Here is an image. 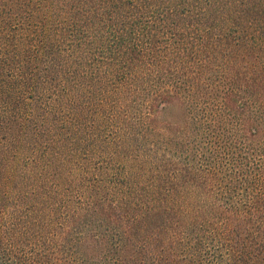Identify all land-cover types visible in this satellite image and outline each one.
<instances>
[{
  "label": "trees",
  "instance_id": "1",
  "mask_svg": "<svg viewBox=\"0 0 264 264\" xmlns=\"http://www.w3.org/2000/svg\"><path fill=\"white\" fill-rule=\"evenodd\" d=\"M0 264H264V0H0Z\"/></svg>",
  "mask_w": 264,
  "mask_h": 264
},
{
  "label": "rangeland",
  "instance_id": "2",
  "mask_svg": "<svg viewBox=\"0 0 264 264\" xmlns=\"http://www.w3.org/2000/svg\"><path fill=\"white\" fill-rule=\"evenodd\" d=\"M164 65L160 66L157 70H152V77L154 79V83L152 85V93L157 92V88H160V85L158 84V81H164V86L161 87H167L169 85L170 79L168 76H171L172 73H176L179 71V65L173 66H166L167 69H163ZM178 68V69H177ZM168 70L167 72H164L163 74L161 71ZM224 68L221 66V63L217 66V72L219 75L223 74ZM184 71V69H183ZM175 75V74H174ZM173 76V75H172ZM167 79V80H166ZM157 86V87H156ZM140 87H137L136 84H134V89L131 90L129 94V102H128V110L132 109V111L137 114H127L125 118V129L123 133H119L125 138H129L130 140H137L138 145H143V143H148L147 146L151 147L156 154L163 155V153H166L167 155L173 154L175 151L177 152L179 149V145L175 144L173 145L170 142V137L173 133L166 134V137L163 138V133L161 130L163 129V126L166 125V122L163 121V119L159 118L156 114L157 111L151 112L148 108L149 105H151L150 101V95L148 91L140 90ZM152 114V120L150 121L149 115ZM134 117V120H133ZM146 117V119H145ZM154 118H156L154 120ZM129 121H132L129 123ZM136 121V122H135ZM135 122V123H134ZM134 123V125H132ZM132 125V126H130ZM187 131V129H184V132ZM114 134V133H108V135ZM186 134V133H185ZM193 136L197 135L201 137L200 133H192ZM105 135V134H104ZM201 139V138H199ZM128 161V160H126Z\"/></svg>",
  "mask_w": 264,
  "mask_h": 264
}]
</instances>
